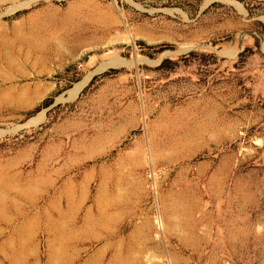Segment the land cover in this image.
Returning <instances> with one entry per match:
<instances>
[{"label":"rangeland","instance_id":"1","mask_svg":"<svg viewBox=\"0 0 264 264\" xmlns=\"http://www.w3.org/2000/svg\"><path fill=\"white\" fill-rule=\"evenodd\" d=\"M0 264H264V0H0Z\"/></svg>","mask_w":264,"mask_h":264}]
</instances>
